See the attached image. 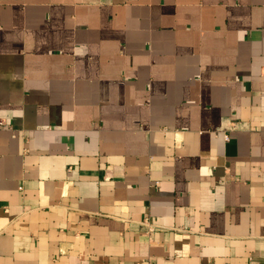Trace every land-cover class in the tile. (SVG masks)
<instances>
[{
  "label": "crops",
  "instance_id": "crops-1",
  "mask_svg": "<svg viewBox=\"0 0 264 264\" xmlns=\"http://www.w3.org/2000/svg\"><path fill=\"white\" fill-rule=\"evenodd\" d=\"M0 264H264V0H0Z\"/></svg>",
  "mask_w": 264,
  "mask_h": 264
},
{
  "label": "built area",
  "instance_id": "built-area-1",
  "mask_svg": "<svg viewBox=\"0 0 264 264\" xmlns=\"http://www.w3.org/2000/svg\"><path fill=\"white\" fill-rule=\"evenodd\" d=\"M0 125H5V122L3 120H0Z\"/></svg>",
  "mask_w": 264,
  "mask_h": 264
}]
</instances>
